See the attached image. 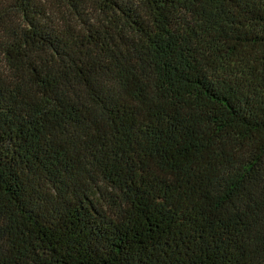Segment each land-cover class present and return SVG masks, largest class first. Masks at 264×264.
Listing matches in <instances>:
<instances>
[{
    "label": "trees",
    "instance_id": "16d2710c",
    "mask_svg": "<svg viewBox=\"0 0 264 264\" xmlns=\"http://www.w3.org/2000/svg\"><path fill=\"white\" fill-rule=\"evenodd\" d=\"M0 264H264V0H0Z\"/></svg>",
    "mask_w": 264,
    "mask_h": 264
}]
</instances>
